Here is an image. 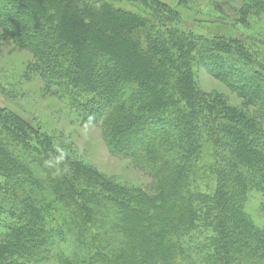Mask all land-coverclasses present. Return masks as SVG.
Segmentation results:
<instances>
[{
	"label": "trees",
	"instance_id": "16d2710c",
	"mask_svg": "<svg viewBox=\"0 0 264 264\" xmlns=\"http://www.w3.org/2000/svg\"><path fill=\"white\" fill-rule=\"evenodd\" d=\"M128 1L143 7L0 0L1 39L32 55L29 76L157 179L148 193L106 177L0 107V264H264V228L246 211L252 192L264 200V56L194 33L158 0ZM263 13L246 0L238 20ZM199 65L243 106L204 92ZM199 226L212 233L192 250Z\"/></svg>",
	"mask_w": 264,
	"mask_h": 264
},
{
	"label": "rangeland",
	"instance_id": "374dc122",
	"mask_svg": "<svg viewBox=\"0 0 264 264\" xmlns=\"http://www.w3.org/2000/svg\"><path fill=\"white\" fill-rule=\"evenodd\" d=\"M119 1L120 5L136 11L143 7L140 3L131 4L128 0ZM158 1L166 4L169 12L180 14L183 25L194 33L243 38L247 45L253 44L259 54L264 56V13L255 19L250 16L249 20L253 21L250 25L240 24L238 20L246 0ZM1 34L0 31V107L18 114L54 137L59 145L71 149L76 157L94 167L98 173L131 187L142 188L148 193H155V174L132 159L113 154L103 129L99 125L84 124L67 98L47 92L39 76H29L27 71L32 55L5 42ZM196 72V80L204 92L221 94L231 105L243 106V99L213 76L206 66L199 65ZM200 185L201 190L207 189L205 182H200ZM246 211L257 226L264 228V200L259 192L250 194ZM200 226L184 238L186 246L192 247V250L197 249L200 243L206 244L212 233L200 229ZM196 262L203 264L201 255L196 258Z\"/></svg>",
	"mask_w": 264,
	"mask_h": 264
}]
</instances>
